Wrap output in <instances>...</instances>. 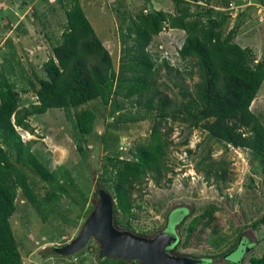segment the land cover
Instances as JSON below:
<instances>
[{
  "label": "trees",
  "instance_id": "1",
  "mask_svg": "<svg viewBox=\"0 0 264 264\" xmlns=\"http://www.w3.org/2000/svg\"><path fill=\"white\" fill-rule=\"evenodd\" d=\"M16 1L23 2V5L31 2ZM54 1L38 0L33 5L34 9L27 10L15 26L7 16V31L17 27L26 31L25 20L35 22L46 14L41 9L42 3H47L44 9L53 8L55 3L63 8V30L59 41L50 44V53L43 62V76L30 69L18 85L11 78L14 65L6 56V53L15 54L10 49L11 37L4 36L6 50L0 46V55L6 57L7 68L0 72V264H25L11 223L17 209L18 190L44 221L57 209L62 197L61 192L53 188L43 194L33 188L29 172L50 184L57 181L56 174L35 146V140L22 135V131L33 133L31 116L34 119L50 108L62 110L71 122L79 150H82L85 137L93 132L98 118L95 101L102 105L104 111L110 108L112 115L125 108V101L147 112L154 111L149 141L131 146V157H121L119 153L106 154L99 173L100 188L109 192L114 200L115 222L124 229L136 232L133 221L138 218L136 208H140V205L135 202V191L140 194L148 180L156 184L163 179L168 182L172 180L167 176L173 170L167 162L172 143L168 135L172 128L161 130L162 122L167 118L184 123L189 128H199L225 147L247 149L261 173L264 187V122L250 109L264 81V54L256 59L251 47L235 42L238 24L224 31L223 27L233 12H236L235 16L241 14L240 8L228 9L229 3L234 0H172L175 12L140 9L133 16L125 8L122 9L124 0H116L118 4L114 8L120 17L117 26L120 42L117 64L96 34L81 1ZM259 1L264 5V0ZM166 27L185 32L178 55L181 59H188L192 67L184 69L180 77L198 78L192 90L186 84H179L181 99L178 104L157 87L156 74L160 66L177 73L180 70L171 65L166 57L157 62L158 54L147 48L152 37ZM30 90L35 100L22 105L21 93ZM118 116L122 117V114ZM118 124L114 120L108 126L117 130ZM112 139V143H116V138ZM209 157L208 152L198 164ZM199 165L197 169L205 171V166ZM207 166L204 174L206 180L211 173L216 179L227 180L229 172L226 166L216 165L211 159ZM66 177L75 184L70 173ZM85 181L83 188L77 187L78 196L83 198L90 190V185ZM61 190L68 192L64 185ZM91 208L92 205L88 212ZM217 209L216 204H210L201 213L193 215L192 210L186 218H182L180 227L191 217L184 226L186 239L180 245L188 244L198 225L208 227L214 221ZM259 224H264V215L252 222L254 228ZM225 240L221 235L207 239L216 249ZM233 246L234 242L221 253L230 251ZM248 261V264H264V250L258 256L251 255ZM95 264L140 263L122 258L97 257Z\"/></svg>",
  "mask_w": 264,
  "mask_h": 264
},
{
  "label": "rangeland",
  "instance_id": "2",
  "mask_svg": "<svg viewBox=\"0 0 264 264\" xmlns=\"http://www.w3.org/2000/svg\"><path fill=\"white\" fill-rule=\"evenodd\" d=\"M37 1L31 0L27 5H23V2L16 0H0V46L6 50L3 40L5 35H9L12 39L10 49L15 54L6 53V56L10 57V62L14 65L11 78L18 85L30 69L38 76H43V62L50 53V44L59 41L63 30L64 10L57 3L50 9H44L47 3H42L41 9L46 14L41 15V19L35 22L25 20L26 31L19 30L18 27L6 30L9 24L7 16L12 26H15L23 19L27 10L34 9L33 5ZM80 1L96 34L117 64L120 55L117 33L120 17L114 7L118 3L116 0ZM234 1L242 4L239 11L241 14L231 16L223 29L227 31L229 27L238 24L235 42L251 47L256 59H259L264 54V5L259 0ZM122 7L132 16L140 9L175 12L172 0H124ZM184 37L183 30L166 27L152 37L147 47L154 54H158L157 62L166 57L171 65L180 70L177 73L160 66L158 75L156 74L157 87L177 104L181 99L179 84H186L192 90L194 82L198 79L197 76L180 77L184 69L192 67L188 59H181L178 55V48ZM5 59V56L0 55V72L6 68ZM20 98L22 105H28L35 100L31 90L25 94L21 93ZM94 104L99 112L98 118L93 132L87 135L85 142L81 144L82 150L78 149V144L74 141L75 132L71 122L60 109L50 108L46 113L36 115L34 119L31 116L29 119L33 133L22 131L24 138L35 140V146L47 159L51 171L56 174L57 181L50 184L29 172L33 188L40 194L51 188L62 194L57 209L44 221L18 190L17 209L11 217V223L25 264H95L99 244L94 239L80 252L70 256L55 254L52 247L67 243L79 233L91 211L88 212L89 207L92 205L93 208L98 199L96 192L101 185L99 173L105 155L119 153L121 157H131V146L149 141L154 111L147 112L139 106H130V103L125 101V108L112 115L110 108L104 111L98 101ZM250 109L264 122V81ZM118 114H122V117ZM114 120L119 122L117 130L108 126V123ZM169 127L172 130L168 139L172 143L167 162L173 170L167 176L172 180L168 182L163 179L160 184L148 180L140 190L141 195L135 191V202L140 205V208H136L138 218L133 221L136 232L152 236L166 229L173 218L171 227L179 236L174 253L202 257L209 261L207 264H232L223 260V255L229 251L224 254L221 252H225L232 242L235 245L237 238L243 237L249 249L240 264H248L251 255L258 256L264 250V224H259L256 228L252 226L254 220L264 215V187L261 183V173L251 153L244 148L225 147L207 132L199 128H189L184 123L167 118V121L162 122L161 130L167 131ZM112 138H116V143H112ZM208 152L209 159L215 161L216 165L226 166L229 172L227 180L216 179L213 173L208 180L205 179L209 159H205L200 165L198 162L207 156ZM198 165L205 166V171L197 169ZM67 173L71 174L75 184L68 180ZM80 174L81 177H78ZM84 181L90 185L89 192L84 196L85 200L78 196L77 191V187L83 188ZM62 185L68 192L61 190ZM210 204L218 206L214 221L205 228L202 224L198 225L188 244L181 246L180 243L186 239L184 226L191 217H188L183 227H180V220L186 218L192 210L193 215L201 213ZM216 235L226 239L218 249L207 241ZM233 256L236 255L232 254L230 257ZM239 257L241 253L236 256Z\"/></svg>",
  "mask_w": 264,
  "mask_h": 264
},
{
  "label": "water",
  "instance_id": "3",
  "mask_svg": "<svg viewBox=\"0 0 264 264\" xmlns=\"http://www.w3.org/2000/svg\"><path fill=\"white\" fill-rule=\"evenodd\" d=\"M97 201L85 219L76 237L60 246H53L52 251L61 256H70L80 252L91 239L99 244L98 257L122 258L140 264H207L202 257L175 254L174 249L179 242V236L169 226L149 236L140 234L118 226L115 222L114 200L112 195L99 188L96 192ZM246 251L249 246L244 247ZM241 246V247H242ZM232 249L223 257L228 258L233 254ZM242 250V249H241ZM243 252V250H242Z\"/></svg>",
  "mask_w": 264,
  "mask_h": 264
},
{
  "label": "flooded vegetation",
  "instance_id": "4",
  "mask_svg": "<svg viewBox=\"0 0 264 264\" xmlns=\"http://www.w3.org/2000/svg\"><path fill=\"white\" fill-rule=\"evenodd\" d=\"M177 213V212H176ZM169 226V225H168ZM246 239H244L243 240V237H239V238H237V240H236V244L233 246V248L232 249H235L234 250V252H233V254H235L236 256H237V254L239 253H241V257H239V258H236V256L234 257H228V258H225V257H223L224 259L223 260H225V261H227V262H230V263H232V264H240V263H242V261L244 260V258H245V256H246V254H247V252H248V249L246 250V251H244V248H243V243H244V247H245V245H246V241H245ZM242 246V247H241ZM231 249V250H232ZM243 250V252H242V250ZM230 250V251H231ZM234 259L236 260V261H234Z\"/></svg>",
  "mask_w": 264,
  "mask_h": 264
},
{
  "label": "built area",
  "instance_id": "5",
  "mask_svg": "<svg viewBox=\"0 0 264 264\" xmlns=\"http://www.w3.org/2000/svg\"><path fill=\"white\" fill-rule=\"evenodd\" d=\"M241 7H242V4H236L234 1H231L228 5V9H232V10L237 9V8L241 9ZM235 14H236V12L234 11L233 15H235Z\"/></svg>",
  "mask_w": 264,
  "mask_h": 264
}]
</instances>
